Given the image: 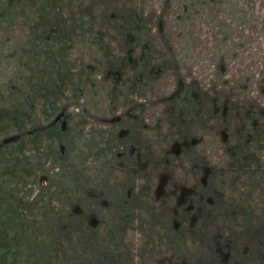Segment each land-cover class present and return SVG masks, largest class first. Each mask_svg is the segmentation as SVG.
Instances as JSON below:
<instances>
[{
  "label": "rangeland",
  "instance_id": "rangeland-1",
  "mask_svg": "<svg viewBox=\"0 0 264 264\" xmlns=\"http://www.w3.org/2000/svg\"><path fill=\"white\" fill-rule=\"evenodd\" d=\"M9 224L0 264H264V0H0Z\"/></svg>",
  "mask_w": 264,
  "mask_h": 264
},
{
  "label": "trees",
  "instance_id": "trees-1",
  "mask_svg": "<svg viewBox=\"0 0 264 264\" xmlns=\"http://www.w3.org/2000/svg\"><path fill=\"white\" fill-rule=\"evenodd\" d=\"M13 228L14 227L9 224V225H5L4 229H1L0 249H3V248L6 249V247H8L9 250L12 251V253L17 256V258H20V257H23L22 252H21L23 248H20V251H19V246L21 245V243L18 242L19 240L17 236H15L14 232L12 231ZM19 230H22V227Z\"/></svg>",
  "mask_w": 264,
  "mask_h": 264
}]
</instances>
